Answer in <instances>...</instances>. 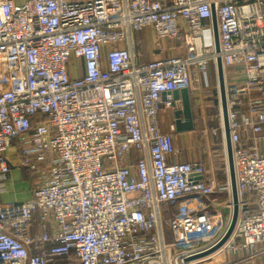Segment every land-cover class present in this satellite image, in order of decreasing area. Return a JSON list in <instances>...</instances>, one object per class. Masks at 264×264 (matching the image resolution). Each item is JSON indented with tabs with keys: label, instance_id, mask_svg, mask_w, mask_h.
<instances>
[{
	"label": "built area",
	"instance_id": "1",
	"mask_svg": "<svg viewBox=\"0 0 264 264\" xmlns=\"http://www.w3.org/2000/svg\"><path fill=\"white\" fill-rule=\"evenodd\" d=\"M0 0V180L7 151L35 178L0 205V264H242L264 252V0ZM211 5L219 53L214 50ZM182 36L184 54L135 63L131 31ZM225 80L238 215L229 181L173 162L172 92ZM75 75V76H74ZM216 126L228 178L216 83ZM215 191L225 193L215 204ZM32 224L39 231L30 233Z\"/></svg>",
	"mask_w": 264,
	"mask_h": 264
},
{
	"label": "crops",
	"instance_id": "2",
	"mask_svg": "<svg viewBox=\"0 0 264 264\" xmlns=\"http://www.w3.org/2000/svg\"><path fill=\"white\" fill-rule=\"evenodd\" d=\"M17 4H23L27 0H14ZM168 3V0H164ZM129 40L122 43V47H127L134 56L135 63H144L153 59H163L172 56H182L184 54V44L182 36L178 38H158L151 28H146L141 31H131L128 35ZM234 69H227L224 71L226 80L231 79ZM75 76V75H74ZM208 85H204L198 91H188L191 109L193 126L189 130L172 132L173 143L178 153L171 156L173 162H200L205 171L202 178L205 180L210 172L214 173L215 185L222 186L227 183V175L224 171V164L221 160V153L223 145L220 137L211 133L210 128L216 126V117L213 112L210 116L204 117V109L209 107L204 106L205 91L213 90L216 88L217 77L215 76L213 66L208 68ZM216 94V90H214ZM181 100L179 96V101ZM181 103V101H180ZM213 108V107H210ZM197 109V114L195 110ZM175 111V110H174ZM174 111L170 109H161L158 113L159 128L163 133L169 132V125H175ZM207 113V111H206ZM217 113V112H216ZM201 121V125L199 123ZM206 127V145L204 148L202 141L195 135L196 131ZM17 146L13 145L7 151L9 159L10 172L6 178L0 180V204L17 203L26 201L31 198L32 191L35 188V178L25 168L17 166L18 154ZM225 193L223 191H215L213 194L215 204L222 205L225 201ZM39 231L37 224H32L30 233L36 234ZM264 248V242L261 243ZM242 264H264V252L260 253L257 257L250 261L243 262Z\"/></svg>",
	"mask_w": 264,
	"mask_h": 264
},
{
	"label": "water",
	"instance_id": "3",
	"mask_svg": "<svg viewBox=\"0 0 264 264\" xmlns=\"http://www.w3.org/2000/svg\"><path fill=\"white\" fill-rule=\"evenodd\" d=\"M211 26H212V34H213V42H214V50L218 54L219 53V37H218V29H217V22H216V15L213 5H211ZM216 77H217V88L219 93L220 99V107H221V115L223 120V127H224V148L225 154L227 159V171H228V181L229 187L231 191V199L233 204V209L231 213V217L227 226V229L221 239L211 248L198 253L196 255H192L186 260H192L204 257L217 248H219L230 236L234 225L237 220L238 215V199H237V190H236V182H235V175H234V166L232 160V149H231V142L229 137V126H228V119H227V107H226V99H225V80H224V70L222 66V61L219 55L216 56ZM179 96L181 98V107L174 111V119H175V128L176 131H185L189 130L193 126L192 120V109L191 103L189 98V93L187 89L176 90L172 92V97L175 100H179Z\"/></svg>",
	"mask_w": 264,
	"mask_h": 264
},
{
	"label": "rangeland",
	"instance_id": "4",
	"mask_svg": "<svg viewBox=\"0 0 264 264\" xmlns=\"http://www.w3.org/2000/svg\"><path fill=\"white\" fill-rule=\"evenodd\" d=\"M214 90H216V89L213 88V90H210L212 96H215ZM214 99H215V97H214ZM206 104L204 103L203 105L204 106H207L208 104L207 105ZM203 109H204V117L206 118V116L208 115L209 120H210V114L212 112H214V114L217 112V103H216V101H215V104H214V107L213 108H208L207 110H205V108L203 107ZM206 111H207V113H206ZM195 113L198 116L197 109L195 110ZM216 115H217V113H216ZM199 123H200V126H202L200 120H199ZM205 127L206 126L203 125V127L201 129H199V130L196 131L195 135L202 141V144H203L204 148L207 149V145H206V132H205V129H204ZM0 203H1V198H0ZM0 205L1 206H4V204H0Z\"/></svg>",
	"mask_w": 264,
	"mask_h": 264
},
{
	"label": "trees",
	"instance_id": "5",
	"mask_svg": "<svg viewBox=\"0 0 264 264\" xmlns=\"http://www.w3.org/2000/svg\"><path fill=\"white\" fill-rule=\"evenodd\" d=\"M205 98H204V103L207 105L206 107H214V104H215V101H216V99H214V97L215 96H212L211 95V91L209 90H207V91H205ZM216 95V94H215ZM213 114H214V112H213ZM212 114H210V116H211ZM215 116H216V113H215Z\"/></svg>",
	"mask_w": 264,
	"mask_h": 264
}]
</instances>
